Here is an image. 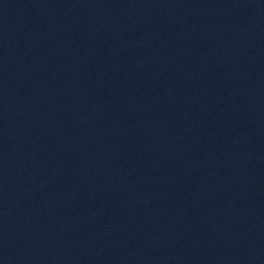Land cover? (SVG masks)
<instances>
[{
  "label": "water",
  "instance_id": "95a60500",
  "mask_svg": "<svg viewBox=\"0 0 264 264\" xmlns=\"http://www.w3.org/2000/svg\"><path fill=\"white\" fill-rule=\"evenodd\" d=\"M0 264H264V0H0Z\"/></svg>",
  "mask_w": 264,
  "mask_h": 264
}]
</instances>
